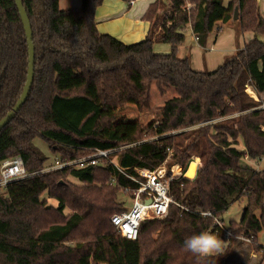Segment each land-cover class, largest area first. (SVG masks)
Here are the masks:
<instances>
[{"label":"trees","instance_id":"obj_1","mask_svg":"<svg viewBox=\"0 0 264 264\" xmlns=\"http://www.w3.org/2000/svg\"><path fill=\"white\" fill-rule=\"evenodd\" d=\"M102 1L81 0L80 8L61 11L58 0H21L32 33L33 78L24 104L0 130V161L20 157L29 176L0 192V264H90L98 241L114 231L110 217L122 208L118 194L128 199L137 188L123 173L137 178L133 169L155 170L169 153L171 163L185 167L196 147L201 166L193 180L170 185L173 204L167 216L139 225V264H226L239 235L253 237L250 246L263 260L256 235L264 229V165L254 170L240 164L242 158L264 163V112L245 93L250 85L256 94L264 93V17L258 1L155 0L142 17L149 23L148 35L133 44L97 31L95 12ZM187 3L193 9L185 10ZM234 14L238 31L251 33L252 39L214 71H195L189 58L177 57L186 26L203 49L214 26ZM154 42L167 44L169 53H155ZM27 65L18 11L13 0H0V120L19 98ZM76 78L93 89L96 102L56 93L59 79ZM152 87L161 95L171 90L188 98L178 107L197 104L181 126L208 125L199 127L187 145H176V135L161 128L136 126L125 139L111 129L103 111L125 104L139 113L148 110ZM238 138L243 151L235 148ZM35 140L55 159L46 164L49 158ZM97 150L111 151L123 173L110 165L41 173L55 160ZM44 193L55 207L40 199ZM239 201L244 202L240 220L227 224L231 237L219 236L224 250L202 254L203 237L212 236L215 226L198 211L221 221Z\"/></svg>","mask_w":264,"mask_h":264},{"label":"rangeland","instance_id":"obj_2","mask_svg":"<svg viewBox=\"0 0 264 264\" xmlns=\"http://www.w3.org/2000/svg\"><path fill=\"white\" fill-rule=\"evenodd\" d=\"M162 1L167 2V0ZM225 2L226 0H224V5L227 4H225ZM159 11H161V6L159 8ZM208 39L211 41L207 46H209L214 39H216L217 42L215 43V45H213V49L211 52L207 51L206 53H204L203 63L200 60V63L195 62L194 65H192L191 68L195 71H214L225 60L229 59L234 54V51L232 50H237L242 47L243 42H246V40L249 39V34H241L238 31L237 22L233 19L224 25L220 22L217 23L214 26L213 31L209 34ZM260 39L264 41L263 36L260 37ZM233 42H235L234 48ZM194 45L195 44L191 35L187 32L185 35L184 43L181 45V47H179L177 57L179 59L188 58L190 47L192 48L194 47ZM56 88L57 93L60 94V96L69 97L73 95H90L91 98L94 99V101L96 100L93 94V89L85 84L82 80L77 78L59 79L57 81ZM247 91L252 92L254 95L248 94ZM245 93L248 95L250 100L258 103L256 109L264 104V93L256 94L251 85L246 88ZM187 101L188 98H179L171 90H166L165 94L161 95L157 91V89H155V87H152L151 104L148 110L139 113L132 105L125 104L117 106L115 108L105 109L103 111V114L109 118L111 129L123 139L127 138L134 131L136 126L161 128L165 130L169 135H176V145L183 147L187 145L191 140L196 138V131L199 127H205L206 125H208L207 123L201 124L199 125V127L192 126L189 128H183L181 126L185 123L187 118L194 114L198 109V106L195 103L188 104L184 108L178 107V104H184ZM236 116H238V114L229 117L218 118L212 121L210 124L223 122ZM262 130L264 131V128ZM210 132L211 131L209 130V133ZM106 134L107 131H103L100 133V136L105 137ZM197 141L199 142L200 140ZM33 144L41 151L42 155L49 158L46 164L55 159V157L51 156V152L48 150L47 146L40 140H35ZM196 148H193L191 150L189 159L192 161L197 160L200 165V160L197 155ZM235 148L238 151H243V144L240 138L237 139ZM168 156H170V158L165 162V166L170 169L176 163H171L170 153L167 155V157ZM191 163L197 165L195 161ZM240 164L254 170H261L264 165L263 162L257 164L255 163V161L249 160L247 158H242ZM178 165L181 166L180 164ZM68 181L77 184V182L71 178H68ZM40 199L46 201L47 205L51 207L56 206V201L47 198L45 193L41 195ZM117 200L122 204V206H129L130 204V199L124 198L121 193L118 194ZM243 206V201H239L231 205L228 210L222 215V223L227 226L229 222H238L242 215ZM65 213H67V211H65ZM256 240L259 244L264 246V229L256 235ZM251 244L248 245L242 242L234 243L231 248L230 258L228 259L226 264H259L260 254L252 250L250 246ZM225 245L226 242L223 241L221 237H213L206 234L204 235L201 243V252L205 255L220 253L224 250ZM251 255L253 257H251ZM139 262V243L137 241L135 243L125 242L121 240L114 233V231L105 238L98 241L90 258V264H139Z\"/></svg>","mask_w":264,"mask_h":264},{"label":"built area","instance_id":"obj_3","mask_svg":"<svg viewBox=\"0 0 264 264\" xmlns=\"http://www.w3.org/2000/svg\"><path fill=\"white\" fill-rule=\"evenodd\" d=\"M193 5L186 4L185 10L193 9ZM254 95V94H253ZM257 110L264 111V104L258 107ZM111 151L97 150L92 154L79 159H73L65 162L55 160L54 163L45 168L42 172H51L62 169H84L89 166L106 167L108 165L119 169L116 158L109 156ZM170 156L155 170L148 169H133L137 178L123 173L125 177L133 181L137 188L133 191L132 197L128 199L129 206H122L120 212L113 214L110 217V223L114 228V233L123 241L135 243L137 241V233L139 225L144 220H159L163 219L168 214L169 205L173 204L171 198L170 185L174 182L183 180L191 181L194 179L200 165L197 161L193 177L188 179L184 175L192 160H189L185 167L178 164L173 165L170 169L165 166V162ZM166 167V168H165ZM174 167L177 171H173ZM29 175L26 173L20 157H12L0 161V192L5 191L6 187L17 181H21ZM114 183V181H112ZM182 187V185H180ZM203 218H211L214 224L213 237L222 236L225 239L231 237L227 226L217 218L213 217L209 212H199ZM237 241L251 244L252 236L239 235L235 238Z\"/></svg>","mask_w":264,"mask_h":264},{"label":"crops","instance_id":"obj_4","mask_svg":"<svg viewBox=\"0 0 264 264\" xmlns=\"http://www.w3.org/2000/svg\"><path fill=\"white\" fill-rule=\"evenodd\" d=\"M154 1L155 0H134L131 2H124L122 0H103L102 4L96 9L95 12V24L97 31L100 34H107L123 44H133L144 40L149 32V23L143 20L142 17L145 14L149 5ZM228 1L229 0H226L225 4ZM257 1L259 4L260 13L264 17V0H257ZM80 6H81V0H58V8L61 11L78 9L80 8ZM183 32H184V40H185V35L187 32L191 35L190 27L186 26ZM244 34H249V39L246 40V42H243V45L252 39L251 33H244ZM216 39H214L211 42V44L207 46L211 41L207 37L205 48L203 49L200 48L193 39L195 45L192 48L190 47V51L188 55L191 67L192 65H194L195 62L200 63V60L203 63L204 53H206L207 51L209 52L212 51L213 45H215V43L217 42ZM234 44L235 42H233V48L235 47ZM179 47H181V45ZM179 47L177 48V55L179 52ZM242 47H240L239 49H241ZM153 51L157 54H168L169 46L167 44L154 42ZM232 51H234L235 53L236 50H232ZM56 93H57V88H56ZM58 95L60 96V94ZM63 97H67V96H63ZM86 97L92 99L90 95L89 96L87 95ZM92 100L94 101V99ZM257 244L264 248V246L259 244L258 241ZM251 257L253 256L251 255ZM259 264H264V259L260 260Z\"/></svg>","mask_w":264,"mask_h":264},{"label":"water","instance_id":"obj_5","mask_svg":"<svg viewBox=\"0 0 264 264\" xmlns=\"http://www.w3.org/2000/svg\"><path fill=\"white\" fill-rule=\"evenodd\" d=\"M13 2L18 11V14H19V17L22 23V27L24 30L25 38H26L28 65H27L25 83L23 85L19 98L17 99L13 107L7 112V114L0 120V130L14 118V116L18 113V111L24 104L28 96V93L30 91V87L32 84V78H33V69H34V49H33V44H32V33H31L30 23L22 7L21 0H13ZM236 18H237V15L234 14L233 19L235 20Z\"/></svg>","mask_w":264,"mask_h":264},{"label":"bare ground","instance_id":"obj_6","mask_svg":"<svg viewBox=\"0 0 264 264\" xmlns=\"http://www.w3.org/2000/svg\"><path fill=\"white\" fill-rule=\"evenodd\" d=\"M247 93L253 95L252 92L247 91ZM195 167L196 165L194 163H190L184 176L188 179L192 178L195 171ZM173 171H177V169L174 167Z\"/></svg>","mask_w":264,"mask_h":264}]
</instances>
